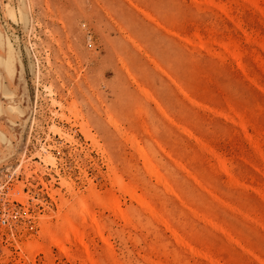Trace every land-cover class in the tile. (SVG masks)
I'll return each mask as SVG.
<instances>
[{"label":"rangeland","instance_id":"rangeland-1","mask_svg":"<svg viewBox=\"0 0 264 264\" xmlns=\"http://www.w3.org/2000/svg\"><path fill=\"white\" fill-rule=\"evenodd\" d=\"M1 168L0 264H264V0H0Z\"/></svg>","mask_w":264,"mask_h":264},{"label":"bare ground","instance_id":"bare-ground-1","mask_svg":"<svg viewBox=\"0 0 264 264\" xmlns=\"http://www.w3.org/2000/svg\"><path fill=\"white\" fill-rule=\"evenodd\" d=\"M54 131L60 137H63L64 136V133L62 132L61 129H58L57 128ZM82 131L87 136L92 137V134L90 133V129H88L86 127H82ZM143 156H144V154H143ZM143 158H145V157H143ZM47 161L50 162V163H53V160H52V162L49 161V160H47ZM65 184L69 187V184H67V183H65ZM117 184L122 189H125L126 191H128L129 194L133 198L135 197L134 199H136L140 203H142V204L146 203L139 195L135 194V192H133L131 189H129L120 180L117 181ZM69 190H70V188H69ZM89 195H94L93 190H91V189L89 190ZM50 197L54 199L55 198V193L54 192H51L50 193ZM110 202L113 205L116 206L115 199H112L111 198ZM146 205H148V204H146ZM60 206H61V204H60ZM66 210L69 211V212H76L79 215L80 225L81 226L85 225L89 220H92L94 223H96L95 217L92 216L93 214L88 212L89 211L88 204H87L86 200L82 196H80V197L77 198V200L75 201V205L73 203H69L67 205ZM59 216L62 217L61 215H58V217ZM63 218H64V222L63 223L65 225L64 224L62 225L63 226L62 227V231L63 232H61V233H63L62 234V237L60 236L61 235L60 234V231H59L60 228L55 231V230L50 229V227L47 224L42 225L41 230L39 232V235L42 236V237H45L46 239H48L49 245H53V246H56L58 248L61 247L65 243L73 244V243H76L77 241H79L83 245V247L86 248L84 242L82 241V236H83L82 230L73 223L71 217H69V218L68 217L67 218L63 217ZM59 227H61V226L59 225ZM98 235H99V237L103 241L106 240V238L104 237V235L99 230H98ZM23 246H24V248H23ZM23 246H22L21 249L24 250V251H26L27 254H32L34 252L44 251V247H45L44 244H42L40 242L38 243L36 240L35 241L34 240L28 241Z\"/></svg>","mask_w":264,"mask_h":264},{"label":"built area","instance_id":"built-area-1","mask_svg":"<svg viewBox=\"0 0 264 264\" xmlns=\"http://www.w3.org/2000/svg\"><path fill=\"white\" fill-rule=\"evenodd\" d=\"M16 174L15 169H0V227H11L22 216V189L16 185Z\"/></svg>","mask_w":264,"mask_h":264}]
</instances>
